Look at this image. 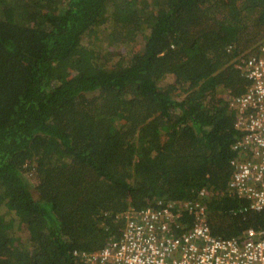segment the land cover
<instances>
[{"label":"trees","instance_id":"trees-1","mask_svg":"<svg viewBox=\"0 0 264 264\" xmlns=\"http://www.w3.org/2000/svg\"><path fill=\"white\" fill-rule=\"evenodd\" d=\"M263 40L264 0H0V264H86L202 188L214 235L264 228L227 191Z\"/></svg>","mask_w":264,"mask_h":264},{"label":"built area","instance_id":"built-area-1","mask_svg":"<svg viewBox=\"0 0 264 264\" xmlns=\"http://www.w3.org/2000/svg\"><path fill=\"white\" fill-rule=\"evenodd\" d=\"M257 50L236 63L250 81L248 90L231 100L235 128L241 132L233 148L246 158L231 161L227 186L251 211L264 210V40ZM212 195L202 188L195 199L129 208L122 214L126 221L119 238L76 254L86 264H264V228H248L240 237L213 234L208 217Z\"/></svg>","mask_w":264,"mask_h":264},{"label":"rangeland","instance_id":"rangeland-1","mask_svg":"<svg viewBox=\"0 0 264 264\" xmlns=\"http://www.w3.org/2000/svg\"><path fill=\"white\" fill-rule=\"evenodd\" d=\"M103 44H104V45H108V46H110L111 48L114 47V44H110L109 42H107V43L103 42ZM137 44H138V42H137ZM122 49H125V47H124V46H121V47H118V48H117V50H122ZM19 231H20V234L23 235V237L26 236V235H25L26 231H25V229L23 228V225H22V226L20 225Z\"/></svg>","mask_w":264,"mask_h":264}]
</instances>
